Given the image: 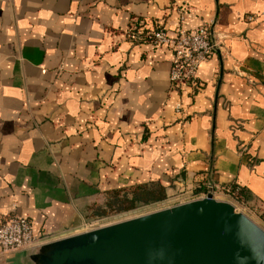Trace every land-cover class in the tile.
Listing matches in <instances>:
<instances>
[{
    "label": "crops",
    "instance_id": "0c3cea01",
    "mask_svg": "<svg viewBox=\"0 0 264 264\" xmlns=\"http://www.w3.org/2000/svg\"><path fill=\"white\" fill-rule=\"evenodd\" d=\"M180 4L186 29L213 23L194 95L169 89V46L126 36L137 23L172 35ZM150 181L159 209L238 186L264 223V0H0V219L52 242L85 231L110 190Z\"/></svg>",
    "mask_w": 264,
    "mask_h": 264
},
{
    "label": "water",
    "instance_id": "95a60500",
    "mask_svg": "<svg viewBox=\"0 0 264 264\" xmlns=\"http://www.w3.org/2000/svg\"><path fill=\"white\" fill-rule=\"evenodd\" d=\"M33 264H264V229L211 194L31 250Z\"/></svg>",
    "mask_w": 264,
    "mask_h": 264
},
{
    "label": "built area",
    "instance_id": "2783aa9c",
    "mask_svg": "<svg viewBox=\"0 0 264 264\" xmlns=\"http://www.w3.org/2000/svg\"><path fill=\"white\" fill-rule=\"evenodd\" d=\"M178 24L173 34L169 35L163 28L152 26L147 28L144 23L135 24L126 32V36L132 42H146L154 47L167 45L171 51L170 67L168 73L169 89L179 91L183 86L191 89L195 94L200 87L198 80V68L214 51L213 23L201 22L195 28L188 30L184 27L185 22L192 17V12L185 4L177 6ZM247 20L254 17L249 15ZM182 103L177 102L175 112H182ZM180 122V121H179ZM211 194L215 199L219 194L235 199L228 186H219L214 183L205 184V191L200 199ZM183 197L176 195L172 198ZM182 203L184 200H179ZM85 231L100 226L91 222L83 224ZM46 232L35 233L30 220L15 213L5 215L0 219V255L12 254L20 250H32L50 241Z\"/></svg>",
    "mask_w": 264,
    "mask_h": 264
},
{
    "label": "trees",
    "instance_id": "16d2710c",
    "mask_svg": "<svg viewBox=\"0 0 264 264\" xmlns=\"http://www.w3.org/2000/svg\"><path fill=\"white\" fill-rule=\"evenodd\" d=\"M230 189L236 201L241 203L247 201L243 189L238 186H230ZM165 197V187L160 182L138 183L127 188L110 190L103 204L100 206L93 204L90 207V214L94 217H101L109 212L128 211L138 206L159 202Z\"/></svg>",
    "mask_w": 264,
    "mask_h": 264
},
{
    "label": "rangeland",
    "instance_id": "374dc122",
    "mask_svg": "<svg viewBox=\"0 0 264 264\" xmlns=\"http://www.w3.org/2000/svg\"><path fill=\"white\" fill-rule=\"evenodd\" d=\"M190 197H193L190 195ZM187 198H182V197H178L177 199H173L172 202L176 203V202H180L179 200H186ZM226 200L227 202H230L231 204L234 205V207L244 213L245 215H247L251 220H253L257 225H259L260 227H262L264 229V223H263V219L260 218V216L257 214V212H255V210H252V208H250V206H247L241 202L236 201L233 198H230L228 196H226ZM173 203H168V204H173ZM99 206L101 204H98ZM165 205V203H158V204H148V205H142V206H138L132 210H128V211H118V212H109L104 216L101 217H94L92 216L91 213V209L89 211V222L95 224L96 226H105V225H109V224H113V223H117L120 221H124L127 219H131L140 215H144L147 213H151L153 211L158 210L159 208L163 207Z\"/></svg>",
    "mask_w": 264,
    "mask_h": 264
}]
</instances>
